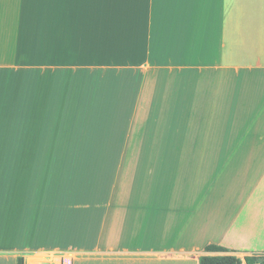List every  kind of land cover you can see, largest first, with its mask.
<instances>
[{
	"label": "crops",
	"instance_id": "0c3cea01",
	"mask_svg": "<svg viewBox=\"0 0 264 264\" xmlns=\"http://www.w3.org/2000/svg\"><path fill=\"white\" fill-rule=\"evenodd\" d=\"M208 246L264 256V0H0V264Z\"/></svg>",
	"mask_w": 264,
	"mask_h": 264
},
{
	"label": "trees",
	"instance_id": "16d2710c",
	"mask_svg": "<svg viewBox=\"0 0 264 264\" xmlns=\"http://www.w3.org/2000/svg\"><path fill=\"white\" fill-rule=\"evenodd\" d=\"M206 251L209 254L202 255L199 264H242V261L235 255L228 254L222 248L216 246H208ZM211 253H220L219 255H211ZM17 264H23V260H18ZM245 264H264V256L246 257Z\"/></svg>",
	"mask_w": 264,
	"mask_h": 264
},
{
	"label": "built area",
	"instance_id": "2783aa9c",
	"mask_svg": "<svg viewBox=\"0 0 264 264\" xmlns=\"http://www.w3.org/2000/svg\"><path fill=\"white\" fill-rule=\"evenodd\" d=\"M42 264H54V263L48 262V261H44V262H42Z\"/></svg>",
	"mask_w": 264,
	"mask_h": 264
}]
</instances>
